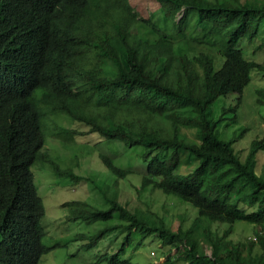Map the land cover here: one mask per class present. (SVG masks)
<instances>
[{
	"label": "trees",
	"instance_id": "obj_1",
	"mask_svg": "<svg viewBox=\"0 0 264 264\" xmlns=\"http://www.w3.org/2000/svg\"><path fill=\"white\" fill-rule=\"evenodd\" d=\"M157 1L159 7L142 18L127 0H0V264H39L51 249L43 243L44 202L33 167L87 179L45 151L47 131L65 145L77 135L97 134L143 147L135 160L144 168L100 156L117 179L138 175L142 190L159 189L197 209L189 227L175 229L165 220L149 223L116 192H102L105 210L65 202L74 219L120 222L88 246L126 229L125 243L134 233L157 237L177 248L186 264H264V173L258 170L264 138H255L243 157L237 139L219 129L228 111L236 120L252 72H264V64L246 58L239 46L262 36L254 54L264 47V0ZM135 33L141 48L133 43ZM154 39L169 44L172 57L148 54ZM231 93L234 105L213 120V103ZM257 95L264 105V89ZM187 160L193 164L183 170ZM238 221L262 229L255 238L261 251L255 241L230 238ZM214 223L229 227L220 234ZM125 252L123 246L91 264H134L121 258Z\"/></svg>",
	"mask_w": 264,
	"mask_h": 264
},
{
	"label": "rangeland",
	"instance_id": "obj_2",
	"mask_svg": "<svg viewBox=\"0 0 264 264\" xmlns=\"http://www.w3.org/2000/svg\"><path fill=\"white\" fill-rule=\"evenodd\" d=\"M131 8L135 9L140 17L145 18L159 7L157 0H127ZM159 19V17L157 18ZM167 29L169 27H166ZM263 37L259 36L254 43L244 39L239 46L243 49L245 57L254 59L264 64V47L258 49L254 54V48L261 45ZM146 52L151 56L172 57V48L169 44L161 41H149ZM133 43L141 48L142 37L138 33L133 36ZM209 53L217 56V52L207 48ZM264 89V72L254 70L252 80L245 87L243 101L240 105L236 120H233L234 112L228 111L226 118L219 123L221 134L226 139H237L234 147L244 157L248 153L251 142L255 138H264V105L258 103L257 89ZM236 94L221 96L211 107L213 120L223 116L224 108L234 105ZM59 120V119H58ZM63 123V121H62ZM68 125V123H64ZM71 127L87 130L84 126ZM143 147H126L119 141H108L97 134L77 135L74 141L65 145L64 142L47 131V143L45 151L53 155L61 168H71L75 174L87 177L79 181L54 175L47 170L42 172L38 166L33 167L39 195L44 202L43 226L45 236L43 243L51 249L41 257L39 264H91L102 254L113 255L123 246L126 252L121 258L129 259L134 264H186L188 259L177 254L174 246H163L157 237L142 238L140 234L134 233L130 242L125 243L126 229H119L102 235L93 246H88L92 239L103 228L120 224L115 219L108 221L99 220L88 223L82 219H74L73 209L63 206L65 202L87 201L92 209H108L102 192L107 194L117 193L119 200L133 208L140 217L153 225H159L160 220L170 223L173 228L182 225L185 229L189 227L197 216V209L189 202L178 197L166 194L152 187L142 190L138 175L130 174L126 179H117L109 171L100 156L101 153L112 157L118 164L129 167L133 164L135 168H144L136 161L138 152ZM193 163L186 161L182 167L186 170ZM66 170V169H63ZM258 170L264 173V152L258 156ZM101 189V190H100ZM229 227L228 224L214 223L213 228L221 233ZM262 229L251 223L238 221L233 225V233L230 238L234 242L247 243L255 241V251L259 252L260 243L255 239ZM195 236L203 238V230L197 229ZM210 253V250H207ZM106 264V263H102Z\"/></svg>",
	"mask_w": 264,
	"mask_h": 264
}]
</instances>
